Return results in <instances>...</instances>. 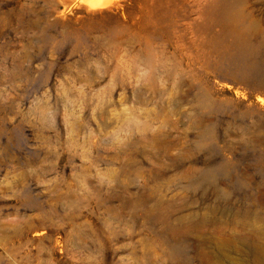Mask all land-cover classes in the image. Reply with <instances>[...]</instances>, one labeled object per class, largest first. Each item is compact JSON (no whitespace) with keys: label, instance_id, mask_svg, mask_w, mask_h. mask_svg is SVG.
I'll return each mask as SVG.
<instances>
[{"label":"rangeland","instance_id":"obj_1","mask_svg":"<svg viewBox=\"0 0 264 264\" xmlns=\"http://www.w3.org/2000/svg\"><path fill=\"white\" fill-rule=\"evenodd\" d=\"M0 264H264V0H0Z\"/></svg>","mask_w":264,"mask_h":264},{"label":"bare ground","instance_id":"obj_2","mask_svg":"<svg viewBox=\"0 0 264 264\" xmlns=\"http://www.w3.org/2000/svg\"><path fill=\"white\" fill-rule=\"evenodd\" d=\"M115 2L116 0H63V3L67 7L71 5L76 6L78 9H82L83 7L87 12H91L99 8H104L106 6L112 5Z\"/></svg>","mask_w":264,"mask_h":264}]
</instances>
